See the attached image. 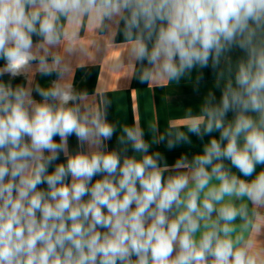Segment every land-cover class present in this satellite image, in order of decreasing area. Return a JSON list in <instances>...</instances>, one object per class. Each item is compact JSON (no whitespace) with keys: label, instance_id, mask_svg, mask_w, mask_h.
Returning <instances> with one entry per match:
<instances>
[{"label":"clouds","instance_id":"1","mask_svg":"<svg viewBox=\"0 0 264 264\" xmlns=\"http://www.w3.org/2000/svg\"><path fill=\"white\" fill-rule=\"evenodd\" d=\"M85 23L140 83L211 69L219 98L112 122L69 79ZM0 61V264H264V0H0Z\"/></svg>","mask_w":264,"mask_h":264},{"label":"crops","instance_id":"2","mask_svg":"<svg viewBox=\"0 0 264 264\" xmlns=\"http://www.w3.org/2000/svg\"><path fill=\"white\" fill-rule=\"evenodd\" d=\"M115 27L108 30L89 29L85 23L79 32V42L73 54L67 57L71 65V84L79 90H86L90 100L99 102L103 97L110 101L108 118L120 125L139 123L147 130L151 123H157L162 129L169 123L178 121L188 107L195 109L208 90L215 91L217 98L220 92L213 88L211 69L203 70L204 79L200 83V93L193 92L195 77L185 78L179 83L165 85H147L134 78L133 69L127 60V50L123 36L116 34ZM60 51H63L61 48ZM3 62L0 61V64ZM54 77H39L29 74V81L48 86ZM4 79H7L5 77ZM17 78L13 83H22ZM39 99V97H37ZM231 118V116L229 117ZM218 137V133L214 134ZM58 139V138H57ZM208 137H205L207 140ZM192 146H184L172 152L164 151L169 164L181 153L191 155L201 150V141L192 137ZM70 146L76 148L75 137L70 138ZM109 148L116 146L115 136L108 142ZM63 156L61 161H63ZM255 242V240H254ZM259 243L264 245V235Z\"/></svg>","mask_w":264,"mask_h":264},{"label":"rangeland","instance_id":"3","mask_svg":"<svg viewBox=\"0 0 264 264\" xmlns=\"http://www.w3.org/2000/svg\"><path fill=\"white\" fill-rule=\"evenodd\" d=\"M231 116V114H229V117Z\"/></svg>","mask_w":264,"mask_h":264}]
</instances>
